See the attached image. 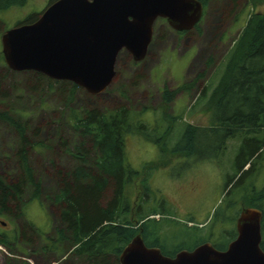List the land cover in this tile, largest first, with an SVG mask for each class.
Here are the masks:
<instances>
[{
  "label": "trees",
  "instance_id": "1",
  "mask_svg": "<svg viewBox=\"0 0 264 264\" xmlns=\"http://www.w3.org/2000/svg\"><path fill=\"white\" fill-rule=\"evenodd\" d=\"M27 1L0 0V11L22 7ZM54 1L50 0L49 4ZM199 1L203 5L204 15L209 0ZM232 2L236 5L239 0ZM247 3L252 9L262 7L263 10L253 12L247 18L224 58L216 84L204 86L195 102L194 107L202 105V111L210 113L208 126L185 123L178 141L173 145L168 140L181 117L171 115L167 110H170L179 93L189 94L198 85L206 70L174 89L167 86L160 88L162 116L152 123L142 119L143 111L134 116L127 106L103 110L70 107L79 87L36 72H22L28 77L26 88L31 92L40 91L44 83L48 84V90L53 89V85L61 86L59 96L68 108L66 121L71 132L69 140L61 138V134L58 138L60 147L72 164L67 168L56 167L55 192L46 195L57 212L53 217L56 240L42 246L39 253L57 254L61 246L69 245L71 252L68 256L82 260L83 264H120L118 257L122 250L139 233L147 247H157L167 257L206 242L223 251L236 236L235 228L229 230L228 227L234 224L241 210L250 207L263 213L260 246L264 251V0H247ZM37 19L38 16H35L18 25L30 24ZM3 62L0 54V88L11 82L10 78L13 86L11 92H1L0 89L1 104H6V110L0 111V123L15 129L20 149L17 153L18 171L0 173V215L11 218L16 224L20 219H25L24 210L28 202L40 201L42 195V182L34 176L28 160V148H44L46 145L32 142L26 136L28 122L21 123L11 116L12 110L8 107L11 106V99L16 97L14 83L17 73L7 69ZM136 116L138 120L134 122ZM34 133L39 134L40 129L34 130ZM127 135L137 136L159 147L162 153L168 152L184 161L190 158L197 161L217 160L225 153L230 140L239 141L231 173L225 179L224 188L227 190L222 201L223 210L215 211L209 227L206 222L199 223L193 218L176 225L182 234L197 240L193 247H178L172 254L164 253L159 236L162 226L157 225L159 221L152 217L168 214L169 204L161 199V209L149 207L153 200L150 198L149 179L151 172L165 164L155 162L144 167L143 172L133 169L126 161ZM246 165L248 168L244 170ZM260 175L263 177L258 187L256 181ZM140 176V190L137 192L135 183ZM29 189L26 201L24 197ZM138 196L140 200L136 203ZM214 220L217 222L215 225ZM190 223L191 226H188ZM166 225L169 226V222ZM29 232L38 234L25 219L22 226L14 227L10 234L0 236V246L9 251L18 249V245L30 249L34 239L27 235ZM147 240L151 244L148 245ZM225 240L227 243L223 244ZM6 264L14 263L9 260ZM16 264L30 263L21 261Z\"/></svg>",
  "mask_w": 264,
  "mask_h": 264
},
{
  "label": "rangeland",
  "instance_id": "2",
  "mask_svg": "<svg viewBox=\"0 0 264 264\" xmlns=\"http://www.w3.org/2000/svg\"><path fill=\"white\" fill-rule=\"evenodd\" d=\"M49 2L50 0H28L22 7L0 11V37L6 30L32 17H39ZM262 10V7L252 9L248 6L247 0H239L236 5L232 0H209L197 29L186 33L174 31L166 21L157 19L153 38L143 61L134 63L131 56L122 51L115 62V76L106 91L99 95H90L80 88L69 106L74 108L85 106L101 110L127 106L132 109L134 116L143 111L142 119L152 123L162 116L160 88L167 86L174 89L184 82L192 81L197 74L206 70L198 85L193 87L189 94L179 93L170 110H167L169 114L181 117V120L175 123V129L168 140L169 144L173 145L178 141L185 123L208 126L210 113L206 110L202 111V105L194 107L195 102L204 86L209 83L216 84L224 58L247 18L251 13ZM1 50L0 42L2 55ZM0 70L2 71V68ZM14 73H17L14 83L16 97L11 99V106L8 107L12 110L11 116L21 123L28 122L26 136L32 142H43L46 147L28 148V160L34 176L42 182V195L40 201L28 202L24 215L38 234L34 232L27 234L34 239L30 249L18 245V249L9 251L0 246V264H6L9 260L14 264L21 261H28L30 264H83L82 260L68 256L71 252L69 245L61 246L57 254L39 253L42 252V246L56 240L53 217L57 212L46 197L55 192L56 167L67 168L72 164L60 147L58 138L62 135L61 138L71 139L70 128L66 121L68 108L59 96L61 86L53 85V89L48 90L46 88L48 84L44 83L40 91L31 92L26 88L27 75H23L22 72ZM9 80L11 82L8 81L1 86V92L12 91L13 82L11 78ZM1 102L2 100H0V111H5L6 104ZM137 120L138 116L133 121ZM36 129H40L39 134L34 133ZM125 139L126 161L133 169L143 172L144 167L155 162L165 164L151 172L149 179L152 193L150 198L153 199L149 200L151 201L149 207L161 209L159 204L161 199L169 204L168 214L152 217L159 221L157 225L162 226L159 236L164 246V253L172 254L178 247H193L197 240L182 234L176 225L193 218L199 223L206 222V226L209 227L215 211L223 210L222 201L227 190L224 188L225 179L226 175L231 173V164L239 141L230 140L225 153L217 160L197 161L190 158L184 161L179 156H173L168 152L162 153L159 147L137 136L127 135ZM19 149V138L15 129L0 123V173L18 171ZM262 177L260 175L257 178L256 186L261 185ZM141 178L142 176L135 183L137 192L140 190ZM29 194L30 189L24 197L26 201ZM139 200L138 196L136 203ZM25 219L22 218L13 224L11 218L0 215V236L10 234L14 227L22 226ZM166 222L170 225L167 226ZM215 224H217L216 220L213 222V225ZM233 227L235 228V222L228 228L230 230ZM146 243L149 245L151 241L147 240ZM224 243H227V240Z\"/></svg>",
  "mask_w": 264,
  "mask_h": 264
},
{
  "label": "water",
  "instance_id": "3",
  "mask_svg": "<svg viewBox=\"0 0 264 264\" xmlns=\"http://www.w3.org/2000/svg\"><path fill=\"white\" fill-rule=\"evenodd\" d=\"M202 17L199 0H56L33 23L6 30L0 37L1 52L12 72H36L99 95L111 85L122 51L134 63L145 59L157 19L186 32ZM262 218L259 209L244 208L236 220V237L225 250L203 243L174 257L147 247L139 233L124 247L119 263L264 264Z\"/></svg>",
  "mask_w": 264,
  "mask_h": 264
},
{
  "label": "flooded vegetation",
  "instance_id": "4",
  "mask_svg": "<svg viewBox=\"0 0 264 264\" xmlns=\"http://www.w3.org/2000/svg\"><path fill=\"white\" fill-rule=\"evenodd\" d=\"M161 20H164V19H161ZM164 21H166V20H164ZM154 25H155V23H154ZM194 30V29H193ZM192 31V30H191ZM186 32H190V31H186ZM186 32H181V33H186ZM153 33H154V26H153ZM231 187V185L229 186V188ZM236 220H237V218H236ZM235 225H236V221H235ZM188 226H191V223L190 224H188ZM200 226H203V225H200ZM235 233H236V228H235ZM236 237V236H235ZM206 243H209V242H206ZM203 244V243H202ZM211 244V243H210ZM201 245V244H200ZM197 246H199V245H197ZM197 246H195V247H197ZM194 247V248H195ZM194 248H192V249H182V250H187V251H191V250H193ZM182 250H179V251H177V252H175V254H174V256L178 253V252H180V251H182ZM174 253V252H173ZM173 256V257H174Z\"/></svg>",
  "mask_w": 264,
  "mask_h": 264
}]
</instances>
